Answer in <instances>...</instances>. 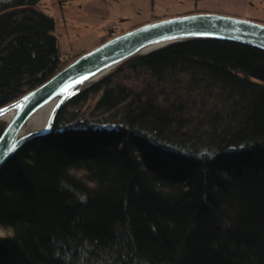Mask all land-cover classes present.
Returning a JSON list of instances; mask_svg holds the SVG:
<instances>
[{
  "label": "trees",
  "instance_id": "16d2710c",
  "mask_svg": "<svg viewBox=\"0 0 264 264\" xmlns=\"http://www.w3.org/2000/svg\"><path fill=\"white\" fill-rule=\"evenodd\" d=\"M38 2L0 0V106L63 68ZM100 90L99 117L60 125ZM55 126L0 171V264H264V50L134 56Z\"/></svg>",
  "mask_w": 264,
  "mask_h": 264
},
{
  "label": "water",
  "instance_id": "95a60500",
  "mask_svg": "<svg viewBox=\"0 0 264 264\" xmlns=\"http://www.w3.org/2000/svg\"><path fill=\"white\" fill-rule=\"evenodd\" d=\"M197 39L227 40L264 50V22L216 12H193L144 22L103 41L39 86L0 106V119L13 113L0 133V171L27 142L49 134L60 109L102 75L136 55ZM52 102L45 126L22 133L27 120Z\"/></svg>",
  "mask_w": 264,
  "mask_h": 264
},
{
  "label": "rangeland",
  "instance_id": "374dc122",
  "mask_svg": "<svg viewBox=\"0 0 264 264\" xmlns=\"http://www.w3.org/2000/svg\"><path fill=\"white\" fill-rule=\"evenodd\" d=\"M39 2H41V0H39ZM39 2L38 6L40 10L47 13L43 9L44 6L42 8V5H40ZM42 3L44 4V1H42ZM56 3L61 9V15L62 13L65 14L66 11L62 6L63 1L56 0ZM87 9L92 12V17L90 16L91 21L84 23L81 22L79 27L71 26L75 31H82V36L85 34L81 40L82 45L95 39L97 33H103V38L101 41L102 43L103 41L111 38L114 33L120 34L140 25L135 24L137 21H144L145 19H148L145 21L148 22L165 17L193 12H216L264 22V0H94L93 3L87 7ZM47 14L50 15L49 13ZM65 16H67V14ZM88 50H90V47H88V49L84 52ZM84 52L74 55L72 53L64 54L59 50L60 63L64 67L74 58ZM119 65L111 69V71L108 73L102 75L98 81L89 85L82 93L93 87L103 77L112 73V71L115 70ZM100 93L101 90L97 92H91L86 96L85 99L77 102L71 107H68L61 117L62 121L60 125L66 126L75 124L76 122L85 120L86 118L92 119L99 117L100 115L97 116L99 113L94 109ZM0 123L4 124V126L6 125V122L2 119H0ZM55 127L54 121L53 129H55ZM24 132H29V129L26 128ZM2 234H4V230L0 228V235Z\"/></svg>",
  "mask_w": 264,
  "mask_h": 264
},
{
  "label": "crops",
  "instance_id": "0c3cea01",
  "mask_svg": "<svg viewBox=\"0 0 264 264\" xmlns=\"http://www.w3.org/2000/svg\"><path fill=\"white\" fill-rule=\"evenodd\" d=\"M44 1V4L42 3ZM63 8L65 9V14L62 13L61 9L58 7L56 0H41L39 2L44 6V10L52 15L55 20V36L57 37L59 50L64 54H74L77 55L84 52L88 47L93 48L97 44L101 43L103 38V33L96 34L95 39L90 42L84 43L82 45L81 40L83 35L82 31H75L71 26L79 27V25L84 22L91 21L92 12L87 9L94 0H62ZM72 11V12H71ZM70 12V13H69ZM69 13V14H68ZM67 14V16H65ZM81 14V15H80ZM91 16V17H90ZM81 17V18H80ZM83 20V21H82ZM144 21H137L135 24H141ZM70 25V26H69ZM134 26V25H133ZM78 29V28H76Z\"/></svg>",
  "mask_w": 264,
  "mask_h": 264
},
{
  "label": "bare ground",
  "instance_id": "6f19581e",
  "mask_svg": "<svg viewBox=\"0 0 264 264\" xmlns=\"http://www.w3.org/2000/svg\"><path fill=\"white\" fill-rule=\"evenodd\" d=\"M149 48L145 49L148 50ZM53 102L45 105L41 109H39L35 114H33L26 122L22 129V133H25L24 130L27 128L29 131L32 130H38L45 126L47 119L49 117V114L52 110ZM12 111L6 113L1 119L3 121H7L12 117Z\"/></svg>",
  "mask_w": 264,
  "mask_h": 264
},
{
  "label": "built area",
  "instance_id": "2783aa9c",
  "mask_svg": "<svg viewBox=\"0 0 264 264\" xmlns=\"http://www.w3.org/2000/svg\"><path fill=\"white\" fill-rule=\"evenodd\" d=\"M117 35H119V33H118V34H115V33H114L112 37H115V36H117ZM112 37H111V38H112Z\"/></svg>",
  "mask_w": 264,
  "mask_h": 264
}]
</instances>
